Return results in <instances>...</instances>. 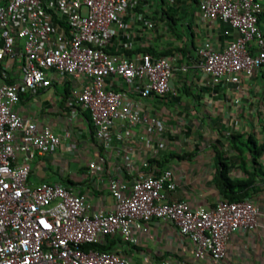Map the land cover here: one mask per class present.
I'll return each instance as SVG.
<instances>
[{
    "label": "built area",
    "instance_id": "obj_1",
    "mask_svg": "<svg viewBox=\"0 0 264 264\" xmlns=\"http://www.w3.org/2000/svg\"><path fill=\"white\" fill-rule=\"evenodd\" d=\"M196 1L203 21L221 20L238 33L223 50L206 40L197 46V67L209 83H238L264 72L260 0ZM139 3L0 0V264H129L125 256L93 246L109 236L134 246L151 220L172 223L192 244L195 261L218 264L236 233L257 227L260 210L250 199L195 207L169 200L167 193L176 184L168 169L138 172L131 181L119 174L109 177L112 205L107 210L93 209L85 195L59 183L28 182L35 156L55 153L69 132L60 136L22 117L16 106L22 95L34 96L59 78L82 81L70 100L88 112L93 137L103 150H110L117 124L140 126L148 134L163 132L157 116L141 112L112 87L119 79L138 100L170 92L174 56L125 53L133 49L135 33L123 17ZM139 19L144 28H153L151 20ZM116 36L121 51L112 53L107 49ZM153 264L183 263L162 259Z\"/></svg>",
    "mask_w": 264,
    "mask_h": 264
},
{
    "label": "crops",
    "instance_id": "obj_2",
    "mask_svg": "<svg viewBox=\"0 0 264 264\" xmlns=\"http://www.w3.org/2000/svg\"><path fill=\"white\" fill-rule=\"evenodd\" d=\"M260 2L257 26L264 34V0ZM139 17L151 20L153 28H144ZM123 20L135 33L133 49L125 51L127 55L175 57L170 92L163 97L138 100L119 79L112 83L141 112L157 116L163 132L148 134L140 126L117 124L111 130L110 150H103L93 137L88 112L70 100L82 81L59 78L34 96L22 95L16 106L22 117L48 126L60 136L69 132L55 153L35 156L28 182L59 183L85 195L93 209L107 210L112 205L109 177L119 174L131 181L138 172L168 169L176 184L167 193L169 200H183L192 207L214 206L224 199L217 187L224 171L231 183L248 185L245 193L237 191V195L253 201L260 214L252 232H238L231 238L218 264H264V72L243 77L238 83H209L197 67V46L206 40L223 50L238 33L221 20L203 21L196 0H140L134 13ZM118 42L116 36L107 50L120 52ZM92 162L93 170L88 167ZM98 247L125 256L129 264H153L162 259L213 264L195 261L190 241L167 221H149L134 246L109 236Z\"/></svg>",
    "mask_w": 264,
    "mask_h": 264
},
{
    "label": "trees",
    "instance_id": "obj_3",
    "mask_svg": "<svg viewBox=\"0 0 264 264\" xmlns=\"http://www.w3.org/2000/svg\"><path fill=\"white\" fill-rule=\"evenodd\" d=\"M155 57V55H154ZM22 98V96H21ZM90 121V119H89ZM217 187L219 189V192L221 193V195L224 197V199L228 200V201H240L242 200V196L241 195H237V191H241L243 193L246 192V190L248 189V185L246 184H240V183H231L227 178H225L224 176V171L220 172V176H219V182L217 183ZM99 250L105 251L103 249H101L100 247H98V245L93 246ZM88 248V247H85Z\"/></svg>",
    "mask_w": 264,
    "mask_h": 264
}]
</instances>
